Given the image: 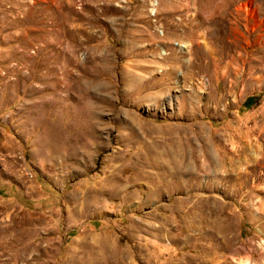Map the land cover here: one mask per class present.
I'll use <instances>...</instances> for the list:
<instances>
[{"label":"rangeland","instance_id":"rangeland-1","mask_svg":"<svg viewBox=\"0 0 264 264\" xmlns=\"http://www.w3.org/2000/svg\"><path fill=\"white\" fill-rule=\"evenodd\" d=\"M0 264H264V0H0Z\"/></svg>","mask_w":264,"mask_h":264},{"label":"trees","instance_id":"trees-1","mask_svg":"<svg viewBox=\"0 0 264 264\" xmlns=\"http://www.w3.org/2000/svg\"><path fill=\"white\" fill-rule=\"evenodd\" d=\"M254 100H255L254 96H248V97L244 100V105H245L246 107H249V106H251V105L253 104Z\"/></svg>","mask_w":264,"mask_h":264}]
</instances>
